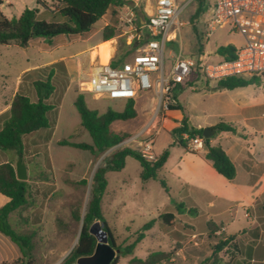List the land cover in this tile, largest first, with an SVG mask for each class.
<instances>
[{
  "label": "rangeland",
  "instance_id": "374dc122",
  "mask_svg": "<svg viewBox=\"0 0 264 264\" xmlns=\"http://www.w3.org/2000/svg\"><path fill=\"white\" fill-rule=\"evenodd\" d=\"M46 1L50 6L55 5L50 0ZM186 1L178 0V3L183 6ZM189 1L179 16L187 24L180 30L176 49L192 56L207 51L211 58H216L218 47L233 45L239 48L244 44V38L239 33L229 32L227 28L218 29L208 40L200 38L204 26L195 25L199 17L191 20L197 0ZM36 7L42 10L38 0H5L0 10L12 18L19 17L26 8ZM123 13L122 7H112L99 26L90 32L57 35L52 44L43 38H34L26 48L16 43L0 44V114L8 110L19 88L34 100L33 82L40 77L46 78L55 62L63 59L67 68L65 76L58 73L54 80L57 89L50 102L55 109L48 115L53 126L23 138L25 148L21 159L28 174L29 202L12 213L9 221L18 233L30 237L27 251L31 264H61L66 259L77 245L82 228V220L76 221L73 211L79 209L82 217L85 214L97 167L103 165L115 149L122 146L140 149V141L144 143L149 137L152 138L155 156L166 149L170 152L169 160L160 173L168 190L158 180L143 181L140 177L141 165L132 156L126 158L123 169L107 173L103 216L116 245L120 247L117 255L120 256L122 248L131 244L142 226L157 218L159 213L176 209L182 212L185 209L186 212L173 222V227L158 220L146 232L147 237L136 245L133 256L144 258L151 251L162 250L172 255L161 264H208L213 259L216 246H222L216 255L222 264H264V205L245 209L251 202L240 193V176L229 181L215 171V175H211L205 170L198 173L193 167L184 170L182 162L188 153L178 143L180 138L162 129V119L158 124L161 128L158 134L155 133L157 129H152L150 135L145 133L140 140L128 139L105 152L93 154L59 144L61 140L92 143L89 132L81 125L75 106L79 93H84L88 106L100 113L107 109L122 111L126 105L125 100L97 98L85 91L83 84L91 62L96 59V64L100 63L99 57H92V51L102 41V25L117 27V36L109 40L111 53L115 56L128 51L122 41L130 44L131 33L126 34L120 27ZM170 51L171 46L167 45L168 58ZM132 52L126 53L124 60ZM82 57H85L88 67L81 71ZM215 85V82L207 84L199 80L196 84L198 89L193 91L185 87L180 93V103L190 125H200L205 129L209 125L225 122L238 126L247 112L254 113L256 122L264 125V80L233 90L214 89ZM254 99L262 103L249 108ZM157 103L158 98L153 91L142 93L135 99L138 117L116 121L112 128L129 132L131 136L137 134L150 123ZM214 139L215 144L221 143L229 153L237 149L240 142L239 135L230 132H218ZM18 157L16 152L0 151V163L11 161L15 167ZM218 178H223V181ZM185 183H188L187 186ZM200 184L210 185L215 194L201 191ZM193 201L198 207L194 208ZM6 202L7 198L0 194V207ZM188 207H193L195 214L188 212ZM131 257L120 256L118 264H126ZM22 259L24 256L19 246L0 232V264H16Z\"/></svg>",
  "mask_w": 264,
  "mask_h": 264
},
{
  "label": "trees",
  "instance_id": "16d2710c",
  "mask_svg": "<svg viewBox=\"0 0 264 264\" xmlns=\"http://www.w3.org/2000/svg\"><path fill=\"white\" fill-rule=\"evenodd\" d=\"M5 0H0V6ZM55 5L50 6L46 0H38L39 7L26 8L19 17L9 18L0 10V44L10 45L16 43L17 46L26 48L34 38H43L50 44L52 39L61 34H78L82 35L90 32L103 21L104 16L112 7H122L128 1L126 0H50ZM209 0H197V8L192 15V19H197L209 6ZM142 14V7L136 9ZM140 25V20L136 21ZM196 25V24H195ZM102 42H107L117 36V27L113 25L103 26ZM201 38V35H200ZM123 47L128 48L124 54H117L111 60L112 66H118L124 61L126 53L135 51L140 42L134 40L131 44L122 41ZM217 53L225 58H234L236 47L233 45L220 46ZM64 60H59L52 65L46 78H38L33 82L35 99L25 93L22 89L15 93L10 107L7 111L0 114V151H13L19 155L24 154L23 138L26 135L34 133L40 129H48L53 126L48 115L55 109V105L50 102L53 93L57 87L54 83L57 74L67 73ZM262 81L258 76H233L220 80L216 83L214 89L233 90L240 87H246ZM67 86V80H64V87ZM185 87L179 86L178 90L172 93L174 103L168 105L160 113L162 124L161 127L167 133L182 137L183 133H189L190 136H202V128L191 126L186 117L185 109L179 101V95ZM75 106L81 117V125L90 134L92 143H77L69 140L59 141L60 145L71 146L81 150L105 152L119 144H122L131 137L129 132L116 131L112 128L116 121H128L138 117V110L134 100L127 101L122 111L107 109L100 113L97 109H91L84 93H79L75 100ZM218 132L229 131L237 133V129L229 124L220 122L212 127ZM182 146L186 145L184 140H178ZM205 158L209 160L213 168L228 180L236 177L237 170L234 162L219 145H211L209 140L205 141ZM168 149L156 156L154 161L145 159L141 150L131 146H122L115 149L110 156L104 161L103 165L97 167L91 182L90 198L87 204L85 214L81 215L79 209L73 211L76 221L82 220V228L79 235L78 243L71 253L61 264H76L81 257L90 256L94 253L97 246V238L90 232V228L95 222L103 224L104 230L108 234L109 244L116 249V245L107 223L103 216V196L106 192L108 180L107 173L110 171H120L125 167L126 158L134 157L141 165L140 177L143 181L158 180L168 190L166 182L161 178L160 173L169 158ZM85 183V180H82ZM30 186L26 180H19L16 176V169L11 161L0 163V194L7 198V202L0 207V232L9 237L12 242L17 244L21 249L24 259L16 264H31L27 248L30 243V237L18 233L10 224V215L17 210L26 206L29 202ZM174 214L164 213L158 219L164 224L172 226ZM157 219H152L142 226L137 232L135 240L128 246L122 248L120 256H132L126 264H161L171 258L170 252L162 250L151 251L147 257L141 258L133 256L134 249L138 243L146 237ZM224 245L225 242H222ZM222 246H216L212 255L213 259L208 264L220 263L217 253ZM119 255L112 260L110 264H118Z\"/></svg>",
  "mask_w": 264,
  "mask_h": 264
},
{
  "label": "built area",
  "instance_id": "2783aa9c",
  "mask_svg": "<svg viewBox=\"0 0 264 264\" xmlns=\"http://www.w3.org/2000/svg\"><path fill=\"white\" fill-rule=\"evenodd\" d=\"M126 1L128 3L122 6L124 13L120 16V27L126 34L131 33L130 44L137 40L140 45L116 67L110 62L96 64L95 59L83 84L85 91L109 100L129 101L142 93H155L158 106L150 123L132 135L129 141L140 140L145 133L150 135L152 129H157L156 134L160 132V113L175 102L172 93L179 86L196 90L199 80L209 84L233 76L255 75L264 80V0H212L199 16L196 25L204 26L201 36L206 40L222 28L244 38V44L236 48L235 57L230 59L219 55L217 49L216 58H211L207 51L192 56L176 49L180 30L187 24L179 16L189 0L183 6L178 0ZM140 7L142 14L136 11ZM137 20L140 25L136 24ZM167 45L172 49L169 58L166 57ZM180 139L194 151L205 147L203 135L192 137L183 133ZM140 145L143 157L154 161L152 138L144 143L140 141Z\"/></svg>",
  "mask_w": 264,
  "mask_h": 264
},
{
  "label": "crops",
  "instance_id": "0c3cea01",
  "mask_svg": "<svg viewBox=\"0 0 264 264\" xmlns=\"http://www.w3.org/2000/svg\"><path fill=\"white\" fill-rule=\"evenodd\" d=\"M104 43H106V42L101 41L97 45V48L94 50H97L98 47ZM113 56L114 55L111 53V56H110V59L108 62H110V60L113 58ZM97 57H99V56H97ZM87 67H88V64L86 65L85 57H82L80 60L81 71ZM179 101H180V95H179ZM126 103H127V101H126ZM261 103H262L261 101H259V100L256 101L254 99L253 105H251V107H249V108H255V107L259 106ZM245 109H248V108H244V110ZM138 115H139V112H138ZM218 123H220V122H218ZM218 123H215L213 125H209V127H207V128H212V127L216 126ZM223 123H225V122H223ZM226 124L234 126L237 129V133H235V134H238L239 138H240V142L237 146V149H233L232 153H229V151H227V149H225L221 145V143H217L219 146H221L224 149V151L228 154V156L231 158V160L234 162V164L236 166V170H237L236 177L233 180H229V181H234L239 176L241 177L240 183H241L242 191L240 190L241 191L240 193H243V195H246L251 202V204L249 206L245 207V209H247L249 207H255V206L261 205V204L264 205V125L262 126L261 124H258L256 122L255 114L250 113V112H247L243 116V120H242V123L240 125L237 126V125H234L233 123H226ZM191 126H193L195 128L204 129L200 125L195 126V125L191 124ZM223 132H229V131H223ZM216 133H218V131ZM230 133H232V132H230ZM214 135L209 139V142L211 145H217L214 143L215 142ZM182 147L188 153V154H186L187 157H186L185 161L182 162L184 170L190 169L193 167L194 170L198 173H201L202 171L205 170V171H208L209 173H211V175H215L214 174V171H215L220 177L227 179L224 176L220 175L213 168L211 162L205 158L206 149L194 151V150L189 149L187 147V145L182 146ZM169 157H170V155H169ZM168 160H169V158H168ZM166 164H167V162H166ZM166 164H165V166H166ZM239 164H240V169H239ZM165 166H164V168H165ZM223 178H218V180L221 182V180ZM185 184L187 186L188 183H185ZM199 189L201 191H206L208 193L215 194V191L213 190V188L210 185L208 186L206 184H200ZM193 203L195 205L194 208L198 207L194 201H193ZM175 209H176V207H175ZM187 211L188 212L193 211L195 214V210H193V207H188ZM168 212L174 214V216H175L174 221H176L186 211H185V209H183L182 212H179L177 209L171 210V211H164L162 213H159L158 217L161 214L168 213ZM158 217L154 218V219H157L155 224L158 223V220H159ZM159 221H161V220H159ZM166 226H168V225H166ZM168 227H173V225L168 226ZM146 237H147V234H146ZM147 255H146V257H147Z\"/></svg>",
  "mask_w": 264,
  "mask_h": 264
},
{
  "label": "water",
  "instance_id": "95a60500",
  "mask_svg": "<svg viewBox=\"0 0 264 264\" xmlns=\"http://www.w3.org/2000/svg\"><path fill=\"white\" fill-rule=\"evenodd\" d=\"M218 130L213 128H205L203 130V136L208 141ZM16 176L19 180H26L28 178L27 169L25 164L22 162L21 155H19L16 162ZM91 234L97 238V246L92 255L81 257L77 260L76 264H110L116 257L120 249H116L114 246L109 244L108 232L104 230L103 224L95 222L90 228Z\"/></svg>",
  "mask_w": 264,
  "mask_h": 264
},
{
  "label": "bare ground",
  "instance_id": "6f19581e",
  "mask_svg": "<svg viewBox=\"0 0 264 264\" xmlns=\"http://www.w3.org/2000/svg\"><path fill=\"white\" fill-rule=\"evenodd\" d=\"M96 56H99L100 63H107L111 56V42L107 41L99 46L97 50L92 51V57L94 58Z\"/></svg>",
  "mask_w": 264,
  "mask_h": 264
}]
</instances>
